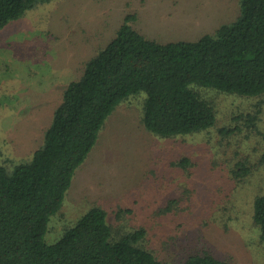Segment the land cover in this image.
<instances>
[{"label":"rangeland","instance_id":"374dc122","mask_svg":"<svg viewBox=\"0 0 264 264\" xmlns=\"http://www.w3.org/2000/svg\"><path fill=\"white\" fill-rule=\"evenodd\" d=\"M129 14L137 15L148 37L196 41L236 21L240 5L239 0H50L10 22L0 30L4 164L31 160L42 147L64 91L84 75L85 64L116 37ZM202 94L218 112L217 125L172 139L156 137L144 126L145 92L122 101L76 171L63 215L61 210L51 218L47 242L58 241L84 211L98 205L108 211L116 236L144 226L149 247L170 241L164 254L197 248L230 264H264L253 221V202L264 194L263 137L220 133L231 124L248 129L245 119L260 100L207 89ZM261 121L264 125V116ZM185 158L192 162L186 169L177 165ZM241 163L256 168L237 179L232 170ZM168 203L172 210L166 212ZM131 209L134 213L127 212ZM119 210L125 213L118 217ZM58 216L63 221L55 224Z\"/></svg>","mask_w":264,"mask_h":264},{"label":"trees","instance_id":"16d2710c","mask_svg":"<svg viewBox=\"0 0 264 264\" xmlns=\"http://www.w3.org/2000/svg\"><path fill=\"white\" fill-rule=\"evenodd\" d=\"M48 1L0 0V30ZM239 5L236 21L196 41L148 37L139 29L137 15L129 14L116 37L85 64L84 75L68 85L32 159L9 160L8 166L0 146V264H230L207 249L164 254L170 241L158 238L162 248L149 247L151 235L141 225L116 236L108 211L98 205L84 211L55 243H48L46 234L107 119L131 95L147 94L142 122L164 139L217 125L218 112L204 89L260 100L245 119L248 129L231 124L220 133L264 140V0H239ZM261 161L263 165L264 152ZM191 163L185 158L177 165L186 169ZM255 168L241 163L232 173L243 179ZM166 206V212L172 210ZM124 213L119 210L117 216ZM59 216L55 224L63 221ZM253 221L264 245V194L253 202Z\"/></svg>","mask_w":264,"mask_h":264}]
</instances>
